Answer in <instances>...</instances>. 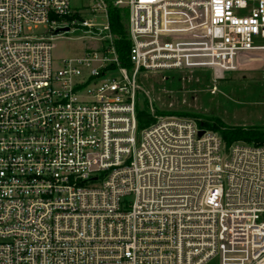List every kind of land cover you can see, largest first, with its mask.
I'll return each instance as SVG.
<instances>
[{"label": "built area", "instance_id": "1", "mask_svg": "<svg viewBox=\"0 0 264 264\" xmlns=\"http://www.w3.org/2000/svg\"><path fill=\"white\" fill-rule=\"evenodd\" d=\"M263 41L264 0H0V264H264V144L136 118L141 71L230 72Z\"/></svg>", "mask_w": 264, "mask_h": 264}, {"label": "rangeland", "instance_id": "2", "mask_svg": "<svg viewBox=\"0 0 264 264\" xmlns=\"http://www.w3.org/2000/svg\"><path fill=\"white\" fill-rule=\"evenodd\" d=\"M91 20L97 26L105 21L99 17ZM41 30L39 27L34 32ZM82 34L78 30L55 37L52 42L54 61L80 56L83 43L77 37ZM263 67L264 52L258 51L242 54L237 69L230 72L209 68L141 71L137 77L136 106L139 110L158 112L154 114V122L176 117L192 120L201 128L199 122L204 117L220 119L227 125L264 126Z\"/></svg>", "mask_w": 264, "mask_h": 264}, {"label": "trees", "instance_id": "3", "mask_svg": "<svg viewBox=\"0 0 264 264\" xmlns=\"http://www.w3.org/2000/svg\"><path fill=\"white\" fill-rule=\"evenodd\" d=\"M108 19L110 29L114 35V42L118 51V57L123 65H128V49L129 41L125 37L124 30V13L122 9L115 7L110 1L107 2ZM155 113H158L155 111ZM155 113H151L149 109H137L136 106V118L137 128L140 130L155 121ZM196 116L195 114H190ZM199 117V116H197ZM203 121L199 122L201 128L206 127L208 129L216 131L226 146H229L235 141H242L252 144H264V126H235L224 124L217 118H202Z\"/></svg>", "mask_w": 264, "mask_h": 264}, {"label": "water", "instance_id": "4", "mask_svg": "<svg viewBox=\"0 0 264 264\" xmlns=\"http://www.w3.org/2000/svg\"><path fill=\"white\" fill-rule=\"evenodd\" d=\"M201 133H202V130L199 131V134H201Z\"/></svg>", "mask_w": 264, "mask_h": 264}]
</instances>
